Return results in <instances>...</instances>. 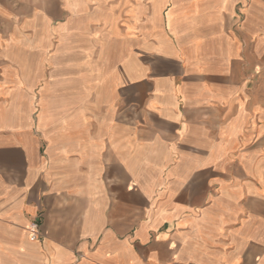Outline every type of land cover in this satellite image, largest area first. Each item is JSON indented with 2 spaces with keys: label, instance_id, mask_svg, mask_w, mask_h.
<instances>
[{
  "label": "crops",
  "instance_id": "crops-1",
  "mask_svg": "<svg viewBox=\"0 0 264 264\" xmlns=\"http://www.w3.org/2000/svg\"><path fill=\"white\" fill-rule=\"evenodd\" d=\"M0 264H264V0H0Z\"/></svg>",
  "mask_w": 264,
  "mask_h": 264
},
{
  "label": "built area",
  "instance_id": "built-area-1",
  "mask_svg": "<svg viewBox=\"0 0 264 264\" xmlns=\"http://www.w3.org/2000/svg\"><path fill=\"white\" fill-rule=\"evenodd\" d=\"M30 239L32 241H37L41 238L39 233V225L37 222L32 223L28 228Z\"/></svg>",
  "mask_w": 264,
  "mask_h": 264
}]
</instances>
